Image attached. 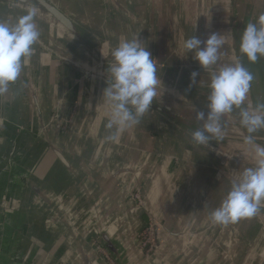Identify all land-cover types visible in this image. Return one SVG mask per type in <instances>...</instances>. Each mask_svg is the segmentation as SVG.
Masks as SVG:
<instances>
[{
    "label": "crops",
    "instance_id": "obj_1",
    "mask_svg": "<svg viewBox=\"0 0 264 264\" xmlns=\"http://www.w3.org/2000/svg\"><path fill=\"white\" fill-rule=\"evenodd\" d=\"M50 1L111 51L122 40L112 32L113 29L104 30L90 16L82 14L83 17L75 18L61 5V2L65 5L66 0ZM82 1L98 4L106 12L123 19L131 31L127 40L137 37L140 42L145 39L144 47L159 67L167 66L160 59L168 55L173 58L175 66H167L169 70L178 73L184 67L190 74L200 70L191 64L192 60L188 61L194 53H188L183 48L185 27L194 24L197 25L195 37L200 30L204 41L212 33L220 34L224 41L217 64L204 69L205 72L211 76L232 62L234 47L225 21L228 18L225 9L228 0H167L173 16L172 26L164 19V13L155 11L149 0ZM219 6H224L222 13ZM0 8L5 9L4 13H0V22L10 25L33 10L4 2H0ZM189 9L194 11L192 24ZM9 10H14V13H9ZM35 13L39 39L33 45L32 55L20 78L9 86L7 93L0 94V143L13 133L19 144L33 149V155L25 157L34 162L27 192L34 191L36 199L44 203L45 210L53 217L50 228L54 232V246L49 249L52 256L44 260L41 255L37 263L121 264L107 250L100 231L128 253L129 258L122 264H188L190 259L186 251L193 246V241L199 243L196 246L208 251V255L206 253L202 261L199 260L204 264H238V247L251 251L247 256H240L244 258V264L260 259L264 253V221L261 225L259 220L252 218L251 222L259 225L253 239L258 236L259 240L250 244L245 235L249 224L244 226L245 219L226 226L216 225L210 219L211 213L218 208V204L221 205L230 189L221 195L216 191L217 202L214 198L215 203L211 205V186L218 183L214 180L217 164L206 159L204 151L210 149L225 159L230 155L210 145L194 143L189 132L151 108L138 124L120 133L116 140L108 139L115 130L106 128L109 114L102 99L103 89L107 86L105 69L76 40L37 11ZM104 20L113 19L105 17L101 22L104 23ZM159 67L157 70L163 71ZM181 77L171 83L159 75L161 91L171 94L172 98H168L170 103L177 102L173 109L180 113L190 111L191 116L196 118L195 107L190 104L194 100L177 87L182 84ZM190 78L193 82L192 75ZM85 89L88 92L86 98L83 96ZM199 94L208 100V91H199ZM72 107L77 109L73 121L66 123V128L57 127L52 121V112L58 110L63 118L69 117ZM8 110L12 111V115L5 113ZM232 118L240 120V117L234 116V108L221 117L225 121ZM41 121L46 124H39ZM22 127L30 128L28 136L19 134ZM226 129L231 130L230 126ZM224 179L231 185L236 181L230 174ZM133 192L140 193L143 207L131 201ZM24 196L23 203L27 205L14 207L17 216L30 209L28 202L31 203V195L26 193ZM200 202L206 203L209 208L200 209ZM143 213L162 225L160 256L154 255L149 262L144 261L137 245V234L145 223ZM16 225L24 228L21 216ZM220 232H224L226 238L229 233V240L225 239L219 245L224 249L222 256L212 255V248L213 254L216 249V234ZM189 234L194 235V240ZM230 248L231 253H228ZM172 249L178 251L174 253Z\"/></svg>",
    "mask_w": 264,
    "mask_h": 264
},
{
    "label": "clouds",
    "instance_id": "obj_2",
    "mask_svg": "<svg viewBox=\"0 0 264 264\" xmlns=\"http://www.w3.org/2000/svg\"><path fill=\"white\" fill-rule=\"evenodd\" d=\"M35 15V10L29 11L14 25L0 22V94L7 93L9 86L17 82L32 55L33 45L40 36L34 22ZM223 43V38L217 33H212L205 41L192 35L184 41L183 48L194 53L193 59L201 69H208L217 64ZM239 50L251 63L264 57V15L244 27ZM111 56L112 63L107 68L109 78L102 99L109 114L106 128L115 130L108 139L114 141L120 133L138 124L150 110L161 91L162 82L155 60L137 37L121 40ZM197 75L192 73L194 83ZM253 79L252 73L241 63L223 66L212 73L207 113H196L197 120L203 123L192 133L194 143L209 145L213 138L222 139L221 117L231 113L233 108H241ZM240 124L248 133L244 142L254 146L255 166L244 169L240 178L232 183L220 207L211 213L210 219L216 225L226 226L252 218L264 204V146L255 144L253 136L264 129V103L257 104L252 110L241 108Z\"/></svg>",
    "mask_w": 264,
    "mask_h": 264
},
{
    "label": "rangeland",
    "instance_id": "obj_3",
    "mask_svg": "<svg viewBox=\"0 0 264 264\" xmlns=\"http://www.w3.org/2000/svg\"><path fill=\"white\" fill-rule=\"evenodd\" d=\"M61 5L64 6L66 10H69L68 12L71 13L77 19H79L80 16H82V14L92 17L90 18L91 20L94 18L95 21L99 22L98 26H100L104 30L113 29L112 32H114V34L117 35L122 40H127L129 34L131 33L129 28L126 27L127 25L123 19H120L119 17L109 12H106L105 9L98 4L96 5L89 4V3H85L82 0H66V4L64 5V2H61ZM189 10H191V13L189 14L191 18H189V20L190 23L192 24L194 23L193 22L194 11L192 9ZM1 12L4 13L5 9L0 8V13ZM8 12L14 13V10H9ZM105 17H109L111 20L112 19L113 20L112 21L109 20L108 22L104 20L103 21L104 23H102L101 20H103ZM196 29H197V25L195 24L188 25V27H185L184 36L186 37V39L190 38L192 35L196 36ZM202 36H203L202 31L199 30V34L197 38H199L201 41H204V36L203 39ZM140 43H142L144 46L145 39H142ZM193 57L194 56L190 57V59L188 60L189 63L192 60L191 64L196 65L197 67L200 68L199 64L197 62H194ZM160 60H163L162 62H165L163 63L164 65H167L169 67H175L173 65L174 62L173 58H169L168 55L163 56V59ZM167 66L159 67V65H157V67L163 69V71L158 70L159 72L158 74L163 75L164 79L168 80L171 83L174 82L173 80L175 81L178 80V76L181 77V75L183 74L182 76L183 85L179 84L180 86H177L176 84V86L181 89L180 91L181 93L184 92L185 94L187 93L188 97L194 100L190 104H192L195 107L194 109L195 115L197 112L200 111H204L205 113H207L208 100L202 98L201 94H199V91L204 90L210 92L209 84H210L211 76L209 75V72H205L206 70L200 68L201 71L199 70L196 72L198 73V75L196 77L195 83H193L190 80L191 79L190 76L192 74L189 73L190 71L187 72V69H185L184 67L180 69L182 70V72L179 70L178 72L179 74H178L174 72V70L167 69L166 68ZM188 83L189 86L194 90V92H192V89L188 87ZM83 96H85V98L88 97V92L86 89L83 90ZM241 108H247V107H245L243 104ZM241 108H234L235 117L236 115L240 117ZM76 110H77L76 107H72L71 114L69 115V117L65 116L64 118L63 115H61L60 112H58V110L53 111L51 117L52 121L54 122V124L57 125V127L66 128L67 124H70L71 120L73 121L74 115L76 114ZM5 113L8 114L9 116L12 115V111L9 110ZM39 124H46V123H43V121H41L39 122ZM9 125L11 126V124ZM162 125L163 124H161V127ZM221 125L222 127L229 126V122L227 120L225 121V119H221ZM29 132H30V128L22 127V130L19 132V134L22 135V137H25L29 135ZM253 136L259 140H262V142L264 143L263 131L260 132L258 131L254 133ZM173 153L174 152H172V154ZM208 153L211 156H213V158ZM176 154L177 153H175V155ZM32 155H33L32 147L25 144H19L16 141L13 133L11 134V136L8 137V139H5L3 142L0 143V264H38L37 261L39 256L41 255L44 256L45 258L44 260H48L52 256V253L49 251V249L52 248V246H54V244L52 245L54 241L53 240L54 232L50 228L53 217L48 213L47 210H45L44 203H41L39 200H37L38 198L36 199L35 196L36 193H34V191L27 192L28 190L27 187L30 186L28 180L32 175L31 171L34 162L32 160H28V158L25 157ZM204 155L206 159H209L211 162L216 161L217 164L216 167L217 172L214 175V180L215 182L217 181L218 183L213 184V186L210 185L212 189L210 190L211 198L209 202H211V205H213V203L217 202L216 200L217 198L215 196L216 191L217 194L221 195L225 193V191L230 189L231 184H229L224 179V177L230 174V176L236 179L237 181L240 178V173L238 174L237 172L243 171L245 167H240L241 165L238 166L239 164L236 165V161H234L231 158H227V159L222 158L221 156L218 155V153L211 152L210 149L207 150V152L204 151ZM215 158L216 160H214ZM175 159L180 160L181 156L180 159L179 158H175ZM210 169L212 172V166L210 167ZM57 180L60 181L59 179ZM191 187L192 185H190V188ZM207 191L209 190L207 189ZM26 193L30 194L31 197L34 198V200L31 199L30 197L31 203L28 202L29 204H31L30 209L26 211L23 210V212L21 211L22 214L19 213V215L22 217V223L24 224V228L21 229L18 228V226L16 225L20 220V216H17L18 213L16 209H14V207L15 208L18 207L19 204L27 205L26 202L23 203V198L25 197L24 194ZM214 198H215V202L213 201ZM131 201L132 202L134 201L135 203H137L138 206L143 207L144 201L140 193L133 192L131 195ZM198 207H200V209L209 208V206L207 207L206 203L203 204L202 202H200ZM218 207H220L219 204ZM12 214L14 215V218H12ZM258 214L259 215H255L252 218L253 219L256 218V220H259V222H261L262 225L264 223L263 222L264 216L261 215H264V204L261 205ZM143 215H144L143 219L145 223L144 225L141 226V229L137 234V240L139 243L145 237L148 239L149 236L146 235H149L150 233L148 231V229L150 228L149 217H147L145 213H143ZM252 218L245 219L244 226L247 223H249L247 224V229L245 230L247 232L245 235L247 236L246 238L248 239V241L251 242L250 244H256L257 241L259 240V237L257 236L255 239L253 238L255 234H257L258 232L259 225L257 222L252 223L251 222ZM188 220L189 221L191 220V216L190 218H188ZM126 221L127 220H125V222ZM243 221L244 220L242 219L241 222ZM239 235H243V234L239 233ZM189 236H192L194 240L193 234H189ZM229 236L230 234L227 233V238L224 237V232H220L219 234L218 233L216 234L217 242L214 243L216 244V249H215V254H213L214 249L212 248L211 251L212 255L219 254L222 256V252L224 251V249L220 248L219 245L220 244L222 245L225 239L229 240L228 239ZM262 237L264 239V229L262 232ZM195 238L199 239L198 236L197 237L195 236ZM260 242H261V236H260ZM56 244H58V242ZM198 244L197 243L195 244V242L193 241L192 242L193 246H190L187 249L186 254L188 255V259H190L189 260L190 263L187 262L188 264L191 263L194 264L197 262L198 264H204L203 262H199V260L202 261V258L205 256V254L207 253L208 255V251L200 248V246L199 247L196 246ZM34 247L36 248V250ZM231 249L232 248L228 250V253L229 252L231 253ZM171 251L176 253L178 249H172ZM248 252H251L250 249L248 248L244 249L242 247L241 248L238 247L237 254L239 257L241 255L247 256ZM217 264H221V263H217Z\"/></svg>",
    "mask_w": 264,
    "mask_h": 264
},
{
    "label": "water",
    "instance_id": "obj_4",
    "mask_svg": "<svg viewBox=\"0 0 264 264\" xmlns=\"http://www.w3.org/2000/svg\"><path fill=\"white\" fill-rule=\"evenodd\" d=\"M149 1L152 3L155 11L159 14H165L164 19L169 22L170 26H172L173 16L167 6V0ZM0 2L11 5H23L46 17L53 25H56L59 29L76 40L85 51L88 53L90 52L97 59L103 69H105L107 79L109 78L107 68L112 63V51L98 43L84 28L61 11L53 2L50 0H0ZM225 5H227L225 9H227L228 14V18L226 17L227 20H225L226 26L229 31V37L231 38L230 42L234 47L231 56L232 62H230V65L241 63L254 77L247 99L245 100V103H243L248 110H252L257 104L264 103V57L258 58L255 63L249 62L246 56L240 53V37L244 27L248 23H255L260 16L264 15V0H228ZM218 8L220 13H222L224 6H219ZM222 17L224 16L222 15ZM223 20L224 19H222V21ZM169 94V92L167 93L164 91L158 92V95L150 108L192 135L194 131L201 128L203 122L191 116L190 111H182V113H180L177 109H173L174 104H177V102L170 103L168 98H172V96ZM187 112L189 114H187ZM227 121L229 122L231 130L227 131L226 127H222V139L213 138L209 145L221 150L223 153L229 154V158L243 165L245 168L254 167V146L244 142L245 136L248 135L246 129L241 126L240 120L238 121L232 118ZM225 131L227 133H225ZM260 131H263L264 134V129L259 130V132ZM254 142L255 144L264 146L262 140H258L256 137H254ZM149 223L153 230L154 239V251L151 256L145 255L147 249L143 248L142 242L139 243L137 240L141 255H145V262H149L154 255L160 256V250L162 247L160 237L162 228L161 223L152 217H149ZM100 234L103 236L107 250L116 260L121 261V264L124 263V261L129 258L128 253L121 249L105 232L100 231ZM238 258V264H244V258ZM252 264H264V253L260 259H256Z\"/></svg>",
    "mask_w": 264,
    "mask_h": 264
},
{
    "label": "built area",
    "instance_id": "obj_5",
    "mask_svg": "<svg viewBox=\"0 0 264 264\" xmlns=\"http://www.w3.org/2000/svg\"><path fill=\"white\" fill-rule=\"evenodd\" d=\"M150 227V225H149ZM148 231L150 232L149 235H146V236H149L148 239L145 237L144 239H142V247L143 248H146L147 251L145 252L147 256H151L153 251H154V239H153V230L152 228L150 227L148 229Z\"/></svg>",
    "mask_w": 264,
    "mask_h": 264
},
{
    "label": "bare ground",
    "instance_id": "obj_6",
    "mask_svg": "<svg viewBox=\"0 0 264 264\" xmlns=\"http://www.w3.org/2000/svg\"><path fill=\"white\" fill-rule=\"evenodd\" d=\"M27 188H28V189H30V186H29V187H27ZM31 189H34V188H32V187H31Z\"/></svg>",
    "mask_w": 264,
    "mask_h": 264
}]
</instances>
